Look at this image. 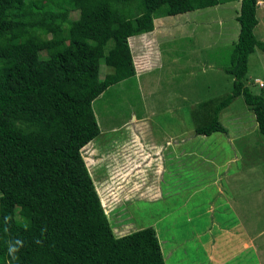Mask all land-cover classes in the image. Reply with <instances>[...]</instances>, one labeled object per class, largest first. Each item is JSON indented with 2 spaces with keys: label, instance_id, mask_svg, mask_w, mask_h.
<instances>
[{
  "label": "trees",
  "instance_id": "obj_1",
  "mask_svg": "<svg viewBox=\"0 0 264 264\" xmlns=\"http://www.w3.org/2000/svg\"><path fill=\"white\" fill-rule=\"evenodd\" d=\"M229 1L0 0V264H165L153 226L113 233L82 155L100 134L92 103L136 74L128 38L155 17ZM239 1L232 90L196 134L226 133L218 114L242 96L264 135V92L245 83L249 55L264 50L258 0ZM102 59L112 69L100 77Z\"/></svg>",
  "mask_w": 264,
  "mask_h": 264
},
{
  "label": "rangeland",
  "instance_id": "obj_2",
  "mask_svg": "<svg viewBox=\"0 0 264 264\" xmlns=\"http://www.w3.org/2000/svg\"><path fill=\"white\" fill-rule=\"evenodd\" d=\"M237 6L227 2L156 22L152 32L136 36L163 37L155 51L141 53L138 68L151 67L110 86L92 103L94 113L99 108L100 134L82 155L113 233L153 226L165 264H264V135L251 108L238 96L218 114L226 133L202 142L195 133L232 90L233 77L224 67L238 28ZM76 17L78 12L70 14ZM263 23L257 30L262 41ZM260 53L263 64L257 66ZM260 53L248 61L245 83L253 92H264V50ZM111 69L102 59L100 77ZM142 99L154 110L149 123L157 140L175 132L189 146L178 154L165 152L172 168L161 176L155 161L143 160L146 150L129 132L140 120L121 121ZM142 127L148 129V120Z\"/></svg>",
  "mask_w": 264,
  "mask_h": 264
},
{
  "label": "crops",
  "instance_id": "obj_3",
  "mask_svg": "<svg viewBox=\"0 0 264 264\" xmlns=\"http://www.w3.org/2000/svg\"><path fill=\"white\" fill-rule=\"evenodd\" d=\"M229 2H234L238 3V8L237 10H239V6H240V1L239 0H236V1H229ZM227 3V2H226ZM211 7V6H210ZM193 11V10H192ZM190 12V11H189ZM173 16V15H172ZM236 16L237 14H234V20L238 23V21L236 20ZM256 17L258 19V22L256 24V26L254 27V35L256 36L257 39H259L260 41H262L263 39H261L260 37H258L257 35V30H258V27H262L260 25V20L262 22H264V0H258V3H257V10H256ZM169 18H174V17H170V16H158V17H155L154 18V29H155V24L156 22H162L164 20H169ZM264 24V23H263ZM237 31L236 33L234 34V38H232V42L234 43V41H236L237 39V35H238V31H239V23L237 24ZM153 29V30H154ZM152 30V31H153ZM264 30V29H263ZM262 30V31H263ZM151 31V32H152ZM150 33V32H148ZM146 34V33H144ZM144 34H141V35H144ZM164 34V33H163ZM136 36H139V35H136ZM136 36H132V37H129L128 38V42H129V46H130V49H131V53H132V56H133V60H134V63H135V67H136V75H138V73H140L143 69L141 68H138V63H139V59L141 58V53L143 54V51L146 50V49H150L152 52L155 51V47L158 46V43H159V40L163 37H136ZM228 38H231V37H228ZM232 43V44H233ZM148 49V50H149ZM150 50L147 54L150 53ZM256 50H259V53L260 52H263L262 49H259V48H256L254 50V52H252L250 55H249V58H248V61L252 58V56L256 53ZM158 52H159V49H158ZM138 53H140V56L137 55ZM256 58H257V66L260 64L262 65L263 64V53H260L256 55ZM141 62V61H140ZM142 64V63H140ZM249 64V63H248ZM148 65V64H147ZM146 65V67H147ZM158 65V64H157ZM143 66V65H142ZM227 66V65H226ZM151 67V66H150ZM150 67L146 68V69H149ZM225 68V67H224ZM145 69V70H146ZM143 70V71H145ZM228 74V73H227ZM132 76V77H134ZM132 77L128 78V79H131ZM255 78H259L261 79L259 76H254ZM128 79H125L121 82H118L116 84H120V83H123L124 81L128 80ZM254 79V78H253ZM250 80V78H249ZM109 89V87H108ZM108 91L106 92H103L101 95H104L106 94ZM100 95V96H101ZM98 96V97H100ZM144 101L142 99V102H139L137 103V105H130V109L132 106H134V108L132 110L128 109V111H130V114H127V117L122 119L121 121L125 122L127 120H131V121H137V120H140V123L135 127V129H132L131 131H129L131 133V135L133 136L134 140L136 141V144H139V145H142V148H144V150H146L145 152L143 151L144 155H143V160L144 161H150L152 160L151 162H156L157 165L159 166V168L161 169V171H159V175L161 176L165 171H168L169 168H172V166H170V163L165 160L166 159V155H165V152H170V150L172 152H175L176 154H178L177 150L178 149H181V150H188L186 148H189L188 147H184V138H183V135L182 136H177V135H174L175 132H172V133H167L163 139L161 140H157L156 138V134L153 133L154 130L156 129L155 127H153L150 123H149V120L152 118V116L155 114L154 113V110L153 109H150L147 104H143ZM197 105H200V104H204V101L202 102H197L196 103ZM151 107V106H150ZM194 107V106H193ZM193 110V109H192ZM222 113V112H221ZM134 119V120H133ZM145 120H148V129H146L145 127H142V122L145 121ZM221 122V121H220ZM99 123V122H98ZM215 134V132H213ZM211 133V134H213ZM223 133V132H221ZM176 134V133H175ZM210 134V135H211ZM210 135H201V134H196V137L199 139V141H203V138L205 136H210ZM189 152V151H188ZM193 152H195L193 150ZM142 153V154H143ZM166 162V164H165ZM157 169V167L153 168V170L155 171ZM153 171V172H154ZM159 176V177H160ZM141 178H143V176H141ZM145 178H147L145 176ZM225 204H229V201H226ZM230 207V206H229ZM228 207V208H229ZM231 211V209H229ZM244 215H246L245 213H242ZM216 219V217H213ZM217 221V220H216ZM215 223V221H214ZM217 224V223H216ZM215 224V225H216ZM227 225V224H226ZM233 224L232 222L230 223L229 222V225L228 227H231ZM160 241V240H159ZM161 244V243H160ZM162 249V248H161ZM163 252V250H162Z\"/></svg>",
  "mask_w": 264,
  "mask_h": 264
},
{
  "label": "built area",
  "instance_id": "obj_4",
  "mask_svg": "<svg viewBox=\"0 0 264 264\" xmlns=\"http://www.w3.org/2000/svg\"><path fill=\"white\" fill-rule=\"evenodd\" d=\"M254 82H259V81H258V79H255ZM259 86H260V87L263 86L262 82L259 83Z\"/></svg>",
  "mask_w": 264,
  "mask_h": 264
}]
</instances>
